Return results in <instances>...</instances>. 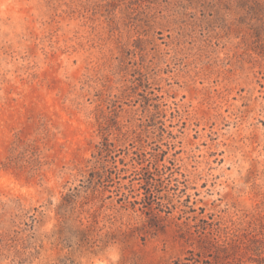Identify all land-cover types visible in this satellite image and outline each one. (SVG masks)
<instances>
[{"label":"rangeland","instance_id":"rangeland-1","mask_svg":"<svg viewBox=\"0 0 264 264\" xmlns=\"http://www.w3.org/2000/svg\"><path fill=\"white\" fill-rule=\"evenodd\" d=\"M0 264H264V0H0Z\"/></svg>","mask_w":264,"mask_h":264},{"label":"trees","instance_id":"trees-1","mask_svg":"<svg viewBox=\"0 0 264 264\" xmlns=\"http://www.w3.org/2000/svg\"><path fill=\"white\" fill-rule=\"evenodd\" d=\"M103 157H105V155H104ZM103 161H104V160H103ZM103 164H104V163H103ZM100 165H101V164H100ZM101 167H102V166H101ZM72 194H73V193H69V194H67V195L65 196L64 200H65L66 202L70 201L69 198L72 196Z\"/></svg>","mask_w":264,"mask_h":264}]
</instances>
